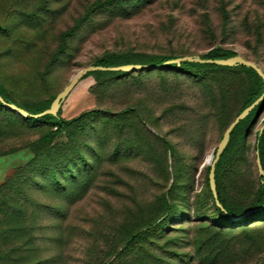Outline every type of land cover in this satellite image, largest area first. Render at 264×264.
Segmentation results:
<instances>
[{
  "label": "rangeland",
  "instance_id": "374dc122",
  "mask_svg": "<svg viewBox=\"0 0 264 264\" xmlns=\"http://www.w3.org/2000/svg\"><path fill=\"white\" fill-rule=\"evenodd\" d=\"M214 46L264 75V0H0V84L26 107L108 53ZM248 86L241 69L89 75L59 109L98 112L36 150L51 125L0 106V264H264V216L224 223L207 183ZM263 121L261 104L220 172L227 204L254 203Z\"/></svg>",
  "mask_w": 264,
  "mask_h": 264
},
{
  "label": "trees",
  "instance_id": "16d2710c",
  "mask_svg": "<svg viewBox=\"0 0 264 264\" xmlns=\"http://www.w3.org/2000/svg\"><path fill=\"white\" fill-rule=\"evenodd\" d=\"M115 0H107L108 3H111ZM237 53L231 49H225L220 46H214L209 49L205 53L199 54L198 56L202 59H226L230 58ZM180 57V56H179ZM177 58L176 56L164 55V54H146L142 52H134V51H123V52H113L105 54L99 58H97L92 64L100 65V66H119L124 64H142V65H158L161 66L157 69L151 70H173L180 73L185 74H197L200 71H213V70H229V69H241L244 71L249 77V86L246 92V96L244 98L243 104L237 111L236 115L239 114L244 108L252 104L256 99H258L264 92V81L262 77H260L257 72L249 67L242 64L234 65V66H225L219 65L212 62H198V61H182L179 65L175 63H168L169 60ZM151 70H137L140 71H151ZM126 73V71H111V70H95L86 73L83 77L94 75L96 77L106 76V75H115L119 73ZM129 72V71H127ZM0 96L8 103H13L16 106L26 110L31 114H36L44 111L49 108L54 97L49 98L45 102L40 104H35L33 106H23L15 103V101L11 98L6 88L0 84ZM262 101L256 104L252 110L241 119L231 130L229 134V139L218 158L215 168H214V183L215 190L217 194V200L219 201L220 207L217 206L213 194L210 189L209 181H208V172L210 167L207 166V183L211 192V197L213 200V205L215 210L218 212L221 220L228 225H243L245 223H251L258 220H261L264 216V172L263 175H258V187L256 198L254 203L250 204L248 207L240 208L238 206H233L227 204L225 200L222 198L220 194V172L225 164L226 159L230 155L231 149L234 145L245 138V132L249 128V126L253 123L255 115L258 110L261 108ZM0 106L4 105L0 103ZM130 109H126L128 111ZM98 110H89L79 114L76 117L71 119H65L61 116V110L59 109L57 114L50 115L45 114L38 118H32L31 116L24 117L25 120L37 122V123H46L51 125V129L41 135L39 139L33 142L30 147L33 150H36L42 145L50 143L57 136L66 132L72 125H79L82 121V118L88 115H93L97 113ZM259 130L256 132L254 150L257 151V156L259 158V162L261 168L264 171V127L262 128L261 134H258ZM171 149V146H168Z\"/></svg>",
  "mask_w": 264,
  "mask_h": 264
},
{
  "label": "water",
  "instance_id": "95a60500",
  "mask_svg": "<svg viewBox=\"0 0 264 264\" xmlns=\"http://www.w3.org/2000/svg\"><path fill=\"white\" fill-rule=\"evenodd\" d=\"M182 61H198V62H212L215 64H219V65H225V66H234V65H238V64H242L245 66H249L251 68H253L257 74L262 77L263 81H264V75L261 72L260 68L257 67V65L247 59H245L244 57L240 56V55H234L230 58H226V59H215V60H211V59H202L200 58L198 55H184V56H180L177 57L175 59H171L168 61V63H175L176 65H179ZM161 66L158 65H142V64H124V65H119V66H100V65H88L84 68H82L81 70H79L71 79L70 81L64 86V88L58 92L54 99L52 100L49 108L45 109L42 112L36 113V114H31L29 112H27L26 110L16 106L13 103H8L6 102L1 96H0V103L3 104L6 108H8L11 111H14L16 113H18L19 115H21L22 117H27V116H31L32 118H38L41 117L45 114H50V115H56L59 108L61 107V104L63 102V100L65 99V97L69 94V92L74 88V86L79 82V80H81L83 78V76L90 72V71H95V70H111V71H137V70H151V69H157L160 68ZM260 101H262V104H264V92L263 94L256 99L252 104H250L249 106H247L246 108H244L239 114H237L235 116V118L230 122V124L227 126V128L225 129L222 138L220 140V142L218 143L214 154L210 156L209 160H208V166L210 167L209 172H208V181H209V185H210V189L211 192L213 194V197L215 199V202L217 204V206L220 207L219 201L217 200V194H216V190H215V183H214V168H215V164L218 160V158L220 157L228 139H229V134L231 132V130L234 128V126L241 120L243 119L251 110L252 108L258 104ZM264 127V121L262 126L259 129L258 134H261L262 128ZM256 154V165L259 171V174L263 175V170L261 168L260 162H259V158L257 156V151L255 152Z\"/></svg>",
  "mask_w": 264,
  "mask_h": 264
}]
</instances>
